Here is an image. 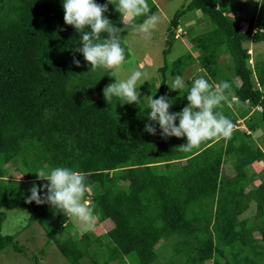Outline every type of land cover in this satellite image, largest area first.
I'll use <instances>...</instances> for the list:
<instances>
[{"label":"trees","instance_id":"obj_1","mask_svg":"<svg viewBox=\"0 0 264 264\" xmlns=\"http://www.w3.org/2000/svg\"><path fill=\"white\" fill-rule=\"evenodd\" d=\"M225 1L189 0L173 13L157 68L159 83L138 89L148 99L167 95L173 101L170 111L180 112L188 103L186 90L168 92L165 83L182 77L196 62L214 86L221 81L231 84L227 101L260 107L264 123V62L248 66L245 48L264 42V19L246 18L241 29L239 20L224 8ZM62 4L63 0H0V226L3 210L21 208L28 213V223L42 229L43 246L27 257L33 264L45 257L50 245L68 264H157L156 245L165 241H171L170 257L184 259L181 264H264L256 245L264 247V223L259 225L264 222V174L251 167L263 161L264 154L247 137L257 125H247L246 134L240 130L230 139L204 142L191 152L179 148L186 137L162 138L158 125L157 134H149L145 125L150 107L143 98L138 104L104 99L103 89L114 82L109 69L92 70L75 51L81 46L80 33L64 23ZM155 10L151 6L152 13ZM195 11L209 26L189 39L196 56L186 52L168 62L175 28L181 17ZM105 16L124 28L114 5L108 4ZM142 22L143 17L136 19ZM221 47L232 62L228 70L218 62ZM193 81L185 83L190 88ZM223 114L235 124L232 113ZM228 156L234 170L230 177L221 171ZM15 159L20 179L38 186L47 183L37 179L39 169L68 167L86 173L89 189L95 190L87 192L85 200L97 214L93 222L109 223L106 241L89 229L71 237L68 216L48 204L26 203L28 196L20 197V182L5 177ZM257 177L259 183L251 185ZM249 205L252 216L243 218ZM94 247L102 248L97 259ZM5 248L24 255L13 236L0 234V251Z\"/></svg>","mask_w":264,"mask_h":264},{"label":"clouds","instance_id":"obj_2","mask_svg":"<svg viewBox=\"0 0 264 264\" xmlns=\"http://www.w3.org/2000/svg\"><path fill=\"white\" fill-rule=\"evenodd\" d=\"M108 4L115 6L124 28L115 26L105 16ZM151 6L148 0H116L115 4L113 0H107L105 4H99L96 0H63L62 4L64 23L73 26L80 33L81 46L75 51L83 54L84 60L91 65L92 70L107 68L117 72L126 59L125 47L120 40L121 32L131 28L148 38L161 22L160 16L152 13ZM141 17L143 22L136 23V19ZM179 27L180 25L174 30V40L184 35ZM73 63L77 67L80 66L79 60L75 58ZM117 72L113 73L115 82L109 83L103 89L104 99L108 102L115 97L127 104H138L140 91L137 86L138 83L146 81L147 73L137 69L125 79H121ZM169 87L173 91L185 89L184 78L177 75ZM231 87L227 81H221L214 86L204 76L196 78L186 91L188 103L180 112L170 111L173 101L167 95L158 99L150 96V112L147 116L149 123L145 125V131L156 135L158 125L162 138L186 137L187 142L179 146L184 152H191L207 141L230 139L236 128L246 134L247 129L240 128L236 121L233 124L222 111H218L228 100ZM260 111L261 109L257 112ZM35 175L38 180L47 183L39 186L34 183L29 189L30 195L26 203L35 201L37 205L48 204L63 215L74 218L83 227L92 226L97 214L94 207L89 206L85 200L89 191L86 173L68 167H55L50 171L39 169Z\"/></svg>","mask_w":264,"mask_h":264},{"label":"rangeland","instance_id":"obj_3","mask_svg":"<svg viewBox=\"0 0 264 264\" xmlns=\"http://www.w3.org/2000/svg\"><path fill=\"white\" fill-rule=\"evenodd\" d=\"M152 4L148 1L149 5L155 6V14L159 15L161 22L158 24L157 28L152 31L148 38H145L141 34L130 28L127 34L121 35V44L125 46V51L127 56L125 63L122 68L117 72L115 69H109V76L115 82V77L113 73L117 72L119 78L125 79L132 71L141 69L147 73L146 81L141 84H148L153 82L155 85L159 83V76L157 73V68L162 65V50L165 48L164 41L166 38V28L168 26V21L173 15V13L179 9L181 6L187 4L189 0H151ZM261 5V4H260ZM264 9L262 5L259 8V12L256 14V21L264 19ZM231 16V15H230ZM239 16L234 19L239 20L240 28L243 29L246 24V19H241ZM245 19V20H244ZM180 29L184 32V35L179 36L172 43L173 47L170 53L166 56L168 62L174 61L177 57L182 54L189 52L192 57L196 56V52L191 50L190 38L197 36L199 33L206 32L209 30L207 22L201 17L198 11L189 12L181 17ZM246 53L248 55L247 64L252 66L254 62H264V42L248 43L245 45ZM219 59L218 62L221 64L222 68L228 70L231 65L230 56L227 53L225 47L218 49ZM107 69V68H106ZM200 73V74H199ZM229 73V71H228ZM202 76V72L198 69L196 62H192L187 66L183 72L184 81H190L191 79H196ZM193 77V78H192ZM173 80L169 79L165 83V88L169 92ZM235 85H238V81H234ZM185 90L189 88L187 83ZM137 86V87H138ZM140 91V98H143L145 104H149V99L145 97L144 90L138 89ZM264 93V89H260ZM91 100V99H90ZM227 104L223 105V110L225 114L232 113L236 117V122L240 128L244 127L247 129V125H257L254 132H249L250 143L254 142L256 146L264 154V123L260 121V113L255 108H250L249 104H239L234 101H226ZM260 109V108H258ZM257 110V111H255ZM248 130V129H247ZM234 134H240V129H234ZM19 165V160L15 159L11 162L6 170V179L10 181H19L22 187L20 197L29 196V189L33 186V180H21L19 172L15 171V168ZM127 165V164H126ZM255 172L264 174V160L259 163H253L252 166ZM221 171L227 176L233 175V168L230 163V156L226 158V162L222 164ZM261 177H257L256 180L251 182V185H257ZM250 183V182H249ZM95 188V187H94ZM248 188V187H247ZM95 189H89L88 192H93ZM252 205H249L247 212L242 216L243 218H249L252 216ZM5 213V219L0 226L1 235L13 236L15 241L23 246L24 255L17 254L13 252L10 248H5L0 251V264H33L31 260L27 257L31 255H37V251L43 246L44 243V233L42 229L36 223H28V213L21 208L18 209H7L3 210ZM264 222L259 223L263 225ZM66 227L69 228V235L74 238H78L80 234L86 230H91L95 236H99L102 242L106 241L105 232L110 227L108 222H103L96 224L93 222L90 228L83 227L77 220L70 218L66 222ZM171 241L160 242L156 245L157 252L160 257H158L157 264H162L167 261H171L174 264H181L184 259L182 257H170V245ZM258 247H261V252L264 254V247L262 243H256ZM96 249V250H95ZM102 248L94 247L93 257L95 259L99 258ZM259 251V248H258ZM26 256V257H25ZM259 260V259H258ZM210 263V262H209ZM38 264H68L59 254L58 250L54 245H50L46 249V255L43 259L38 261ZM125 264V263H120Z\"/></svg>","mask_w":264,"mask_h":264},{"label":"crops","instance_id":"obj_4","mask_svg":"<svg viewBox=\"0 0 264 264\" xmlns=\"http://www.w3.org/2000/svg\"><path fill=\"white\" fill-rule=\"evenodd\" d=\"M148 1L152 4L151 0H148ZM260 4L262 5L264 9V0H226L223 3V6L229 13V16L231 15L230 17L232 18L233 16L235 18L239 16L241 19L243 18L246 19V18H251V17L255 19L254 16H256V14L259 12V8L261 6ZM224 104H227V102H224ZM220 110L224 112L223 108H220Z\"/></svg>","mask_w":264,"mask_h":264},{"label":"built area","instance_id":"obj_5","mask_svg":"<svg viewBox=\"0 0 264 264\" xmlns=\"http://www.w3.org/2000/svg\"><path fill=\"white\" fill-rule=\"evenodd\" d=\"M257 110H260V109H258V107L256 108Z\"/></svg>","mask_w":264,"mask_h":264}]
</instances>
